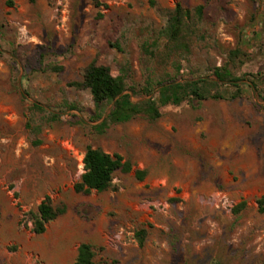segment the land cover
I'll return each mask as SVG.
<instances>
[{
  "label": "rangeland",
  "instance_id": "rangeland-1",
  "mask_svg": "<svg viewBox=\"0 0 264 264\" xmlns=\"http://www.w3.org/2000/svg\"><path fill=\"white\" fill-rule=\"evenodd\" d=\"M177 3L192 10L189 50L166 56L161 32ZM90 63L124 76L133 101L157 97V81L215 67L258 91L233 96L219 83L210 90L220 98L97 132L92 96L75 85ZM263 107L264 0H0V264H75L82 242L95 264H264ZM49 111L60 119L49 122ZM87 146L119 153L132 171H117L105 191H76ZM46 196L65 212L36 233Z\"/></svg>",
  "mask_w": 264,
  "mask_h": 264
},
{
  "label": "trees",
  "instance_id": "trees-1",
  "mask_svg": "<svg viewBox=\"0 0 264 264\" xmlns=\"http://www.w3.org/2000/svg\"><path fill=\"white\" fill-rule=\"evenodd\" d=\"M203 6L195 7L194 12L199 16L202 13ZM192 21V10L185 8L177 3L172 10V14L161 32V37L165 40L163 50L166 56L180 55L181 51L189 50L188 38L190 36ZM219 83L231 84L236 87L237 96L241 92L242 86L258 91L257 83L250 79L244 81V78L236 76L226 67H215L211 77L200 76L196 79L178 81L175 78L157 81V97H149L139 101H133L129 94L125 93L126 83L124 76H114L109 67L90 63L84 71L82 80L75 82V85L86 87L93 100L94 109L89 119L98 121L92 128L97 132H103L109 123H119L127 121L139 114L149 120H156L161 116L160 108L167 104L179 105L184 101L203 100L208 97L220 98V93L212 94L211 86H218ZM145 95L151 92V88L141 89ZM108 112L105 108L109 106ZM33 109L39 112L47 110L42 104L33 103ZM264 110V107H263ZM48 121H57L60 116L49 111ZM77 124H87V121L80 116H75ZM31 131L38 134L41 131L40 124H29ZM39 143V140H36ZM133 165L129 160H125L119 153H108L98 147L87 146L83 157V173L80 180L74 185V189L82 193L105 191L113 187V175L117 172L128 173L132 171ZM146 172L144 170H135L138 179H143ZM259 211L264 212V197L258 200ZM246 207V202L242 200L233 208V212L238 214ZM65 212L64 206L54 207L48 196L38 204L36 213L33 217V230L36 233H43L46 225ZM144 230L138 232L141 241ZM94 251L89 243L82 242L77 248L75 264H95ZM212 264H224L220 260Z\"/></svg>",
  "mask_w": 264,
  "mask_h": 264
}]
</instances>
